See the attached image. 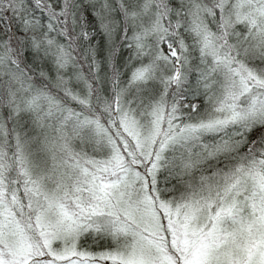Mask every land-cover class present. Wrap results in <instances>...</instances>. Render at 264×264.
Here are the masks:
<instances>
[{
	"label": "snow or ice",
	"instance_id": "1",
	"mask_svg": "<svg viewBox=\"0 0 264 264\" xmlns=\"http://www.w3.org/2000/svg\"><path fill=\"white\" fill-rule=\"evenodd\" d=\"M0 264H264V0H0Z\"/></svg>",
	"mask_w": 264,
	"mask_h": 264
}]
</instances>
